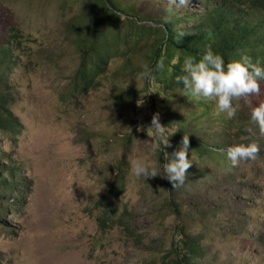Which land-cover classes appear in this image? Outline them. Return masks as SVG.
<instances>
[{"label":"rangeland","instance_id":"rangeland-1","mask_svg":"<svg viewBox=\"0 0 264 264\" xmlns=\"http://www.w3.org/2000/svg\"><path fill=\"white\" fill-rule=\"evenodd\" d=\"M107 1L116 7L111 5V20L89 8L102 0H12L13 6H1L0 38L11 24L24 37L10 73L17 94L13 111L24 129L15 139L0 138L4 179L11 181L5 172L16 168L18 185L0 197V264H162L176 257L173 248L185 235L199 243L196 264H264L261 149L256 160L236 167L228 158L213 162L188 150L189 162L197 163L195 184L184 183L179 192H171L161 176L131 175L129 165L135 156L164 175L161 151L153 152L147 132L137 131L157 113L169 141L184 130L220 152L240 143L260 146L264 136L250 114L264 102V82L259 96L234 102L239 108L229 119L215 101L190 100L162 78L139 79L143 66L151 67L156 30L174 20V28L187 32L206 0H189L187 7L170 0ZM90 20L95 23L89 28L104 31L120 50L97 86L76 96L72 76L89 53L78 48L67 26L87 27ZM124 157L126 177L112 205L106 195ZM169 203L179 206L178 215ZM106 210L118 223L102 231L97 217Z\"/></svg>","mask_w":264,"mask_h":264},{"label":"trees","instance_id":"trees-1","mask_svg":"<svg viewBox=\"0 0 264 264\" xmlns=\"http://www.w3.org/2000/svg\"><path fill=\"white\" fill-rule=\"evenodd\" d=\"M106 1V2H105ZM102 0L103 4L90 3L89 8L102 12L101 19L111 20L115 14L112 12L111 5L116 7L109 1ZM3 4L13 6L12 0H0V12ZM109 4V7L107 6ZM4 15V12H1ZM192 18L186 15L185 19ZM93 20L89 21L87 27L76 26L71 23L67 26V33L75 37V44L79 45V49H84L89 53L87 57H80V63L72 76L71 89L76 96L87 94L98 84V79L104 76L108 71L111 60L119 53L120 47L113 40H110L104 31L99 28H89ZM176 21L167 20L165 25L157 29L160 37L150 46L151 55L149 59L151 67L162 59L164 60V70L155 73V79H161L160 82L171 90H184L182 83H177L176 77L183 75L182 66L186 56H194L197 59L209 47L220 54L225 62L238 59L240 52L249 51L252 48L255 53L250 56L254 63L264 68V0H206L203 11L195 13V24L187 32H180L174 28ZM24 39L20 28L15 25H9L0 38V138L5 137L15 139L21 135L24 125L20 118L14 113L13 107L17 103V94L13 90V83L10 82L11 60L14 50H20L22 40ZM259 45H262L259 47ZM180 53L179 60L176 64L172 61ZM264 82V80H262ZM125 96V91L121 93V97ZM247 125V124H245ZM248 127V125H247ZM257 127V126H256ZM244 130V126H243ZM244 133V131H243ZM184 135L189 136L190 152H195V156L201 157L203 160L216 162L218 160L227 159V149L220 152L218 149L205 148L196 140V134L188 135L184 130H179L172 136L169 143L171 147L165 149L169 154L176 151L181 146ZM261 153H264V142L260 143ZM0 145V152H1ZM159 159L164 162V152H160ZM3 159L0 157V162ZM126 158L117 166V176L115 178V186L107 193V199L111 204L118 198L120 191L123 189L125 180L124 170L126 169ZM4 166H0V197L12 192L18 186L14 181L17 169H9L5 173L12 176V182L4 179ZM197 163H192L188 169L185 183L194 185L195 179L192 178L196 174ZM199 176H204L203 172H199ZM171 192H179V189H172V185L168 183ZM175 214L180 212L179 206L169 203ZM115 208V206H114ZM113 207L109 208L112 212ZM102 209H108L103 208ZM103 217L98 218V224L102 231H109L118 223L117 218H109L108 210L104 211ZM199 243L192 237L185 235L177 242L173 251L175 258H168L162 264H196L194 259L198 256Z\"/></svg>","mask_w":264,"mask_h":264},{"label":"clouds","instance_id":"clouds-1","mask_svg":"<svg viewBox=\"0 0 264 264\" xmlns=\"http://www.w3.org/2000/svg\"><path fill=\"white\" fill-rule=\"evenodd\" d=\"M170 4L187 7L189 0H170ZM107 6L110 8L109 4ZM172 63L176 64L177 60L174 59ZM164 67L163 59L158 60L154 67L145 65L139 74V79L151 82L155 79L154 74L162 72ZM182 72L183 75L176 77L177 83L183 85L182 94L190 100L194 98L215 101L219 112L226 113L229 119L236 116L239 108V104H234V102L259 96L260 81L264 80V68L254 63L250 56L243 55L226 63L224 58L215 53L211 47L203 52L199 59L191 55L186 56L183 60ZM250 119L253 124L257 125L260 135L264 136V102L252 107ZM137 131L147 132L153 152L157 150L164 152L162 165L164 175H160L154 163L135 156L129 157L130 174L145 179L161 176L171 183L172 189L182 187L187 178L188 169L192 166L188 158L189 136L184 135L181 146L169 154L165 149L171 145L169 138L165 135L166 128L160 123L158 113L152 116L149 126L145 128L139 125ZM248 131L251 132L252 129L249 128ZM259 154L260 146L256 143L234 144L227 149V158L234 167L239 166L242 161L256 160Z\"/></svg>","mask_w":264,"mask_h":264}]
</instances>
